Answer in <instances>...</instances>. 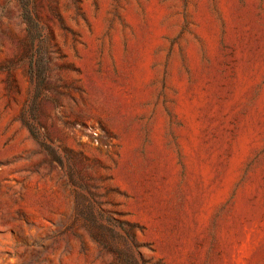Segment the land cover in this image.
<instances>
[{"label": "rangeland", "instance_id": "374dc122", "mask_svg": "<svg viewBox=\"0 0 264 264\" xmlns=\"http://www.w3.org/2000/svg\"><path fill=\"white\" fill-rule=\"evenodd\" d=\"M0 264H264V0H0Z\"/></svg>", "mask_w": 264, "mask_h": 264}, {"label": "trees", "instance_id": "16d2710c", "mask_svg": "<svg viewBox=\"0 0 264 264\" xmlns=\"http://www.w3.org/2000/svg\"><path fill=\"white\" fill-rule=\"evenodd\" d=\"M24 19H25L26 23H28V24H29V22H30V20H29V19H30V17L26 15V16H24Z\"/></svg>", "mask_w": 264, "mask_h": 264}]
</instances>
